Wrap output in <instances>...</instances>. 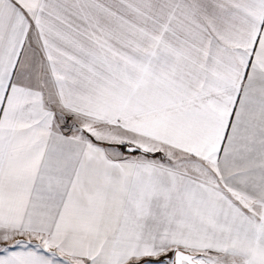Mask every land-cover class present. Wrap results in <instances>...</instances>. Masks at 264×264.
I'll return each instance as SVG.
<instances>
[{
  "label": "snow or ice",
  "instance_id": "obj_1",
  "mask_svg": "<svg viewBox=\"0 0 264 264\" xmlns=\"http://www.w3.org/2000/svg\"><path fill=\"white\" fill-rule=\"evenodd\" d=\"M0 264H264V0H0Z\"/></svg>",
  "mask_w": 264,
  "mask_h": 264
}]
</instances>
